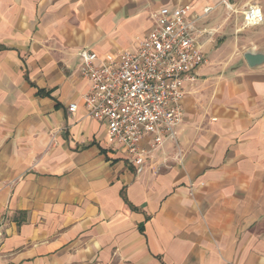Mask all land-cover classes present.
Listing matches in <instances>:
<instances>
[{
    "label": "crops",
    "instance_id": "1",
    "mask_svg": "<svg viewBox=\"0 0 264 264\" xmlns=\"http://www.w3.org/2000/svg\"><path fill=\"white\" fill-rule=\"evenodd\" d=\"M185 2L206 62L138 171L86 116L80 52L115 61ZM219 2L0 0V264H264V65Z\"/></svg>",
    "mask_w": 264,
    "mask_h": 264
},
{
    "label": "built area",
    "instance_id": "2",
    "mask_svg": "<svg viewBox=\"0 0 264 264\" xmlns=\"http://www.w3.org/2000/svg\"><path fill=\"white\" fill-rule=\"evenodd\" d=\"M210 9L205 6L197 17ZM190 11L187 3L161 7L151 31L133 51H120L115 61L99 60L87 48L80 52V76L88 81V89L81 95L86 116L105 123L108 135L122 144V151L138 171L150 151L166 139H176V127L183 117V85L195 80L206 62ZM239 12L243 28L264 21L257 4L246 5ZM67 109L74 112L77 104L73 102ZM147 135L151 136L149 148L141 145Z\"/></svg>",
    "mask_w": 264,
    "mask_h": 264
},
{
    "label": "rangeland",
    "instance_id": "3",
    "mask_svg": "<svg viewBox=\"0 0 264 264\" xmlns=\"http://www.w3.org/2000/svg\"><path fill=\"white\" fill-rule=\"evenodd\" d=\"M219 1H220L219 3L222 4L227 10V16L225 17V19L232 20L233 26L236 27L235 29L239 31L238 33L242 36V38L244 39V42L246 41V43H244V46L240 48L242 52V56L246 50H252L255 52L264 53V21L262 24L255 26V27L243 28L242 27V17H241L242 15L239 12L246 5H249V4H257L260 6L259 0L251 1L250 3L246 5L236 4L235 0H219ZM229 4L231 6H229ZM210 7H211L210 11L213 10L214 7L213 6H210ZM221 24L222 23L217 24L216 26H211L210 29L208 28V31H209L208 34L212 33L214 35L216 33V36L213 40L214 44L220 42L221 36H224V33L220 32ZM227 63H229V61H227ZM262 65H264V63L259 66H262Z\"/></svg>",
    "mask_w": 264,
    "mask_h": 264
},
{
    "label": "water",
    "instance_id": "4",
    "mask_svg": "<svg viewBox=\"0 0 264 264\" xmlns=\"http://www.w3.org/2000/svg\"><path fill=\"white\" fill-rule=\"evenodd\" d=\"M243 58L247 65L251 68L259 66L264 63V53L263 52H255L252 50H246L243 53Z\"/></svg>",
    "mask_w": 264,
    "mask_h": 264
}]
</instances>
